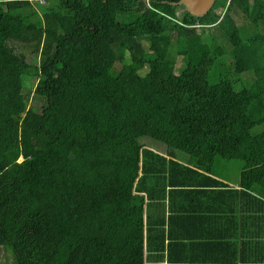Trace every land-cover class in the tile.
I'll return each instance as SVG.
<instances>
[{
  "label": "trees",
  "instance_id": "obj_1",
  "mask_svg": "<svg viewBox=\"0 0 264 264\" xmlns=\"http://www.w3.org/2000/svg\"><path fill=\"white\" fill-rule=\"evenodd\" d=\"M227 1L0 0V264H264V0Z\"/></svg>",
  "mask_w": 264,
  "mask_h": 264
},
{
  "label": "rangeland",
  "instance_id": "obj_2",
  "mask_svg": "<svg viewBox=\"0 0 264 264\" xmlns=\"http://www.w3.org/2000/svg\"><path fill=\"white\" fill-rule=\"evenodd\" d=\"M224 7H225V5L224 6H222V4L221 5H217L216 6V8H215V12L217 13V14H219V15H222V12H223V10H224ZM183 8H180L179 9V14L181 15L182 13H183ZM242 20H240V22H241ZM197 29H199V32L202 30L201 29V27L200 28H197ZM212 30L213 31H215V34L217 33V34H222L223 32L222 31H224L222 28H220V26H214V27H212ZM224 34V33H223ZM252 34V30L249 32V36ZM222 44L224 45L225 44V42L223 41L222 42ZM101 46H106V44H101ZM37 59H39L40 58V56L39 55H37V56H35ZM180 57H178V60H177V64H176V68L178 69L179 68V66H180ZM116 68H118V66H116ZM220 75V74H219ZM218 77V74H216V73H214V71H212V73H211V75H210V77H209V80L210 81H214L216 78ZM27 81H28V78L27 77H24V83H25V85H26V83H27ZM28 84V83H27ZM31 85V84H30ZM29 85V86H30ZM29 91H30V96H29V105H31V106H34V108H40L41 106H42V104L44 103L43 102V100L40 98V97H38V96H36L35 94H33V87H30L29 88ZM145 139V138H144ZM144 139H142V141L144 140ZM145 144H149V145H154L153 147L154 148H156L157 147V149H161V150H163L164 148H163V144H161L160 142H158V141H153L152 143H148V142H146L145 141ZM152 147V146H151ZM159 147V148H158ZM240 165H241V161H239V160H236V159H232V160H230V161H225V166L227 167L226 168V170L225 169H223V170H221V174H223V175H227V176H229L230 178H233V179H236L237 178V176H238V173H239V169H240ZM225 170V171H224ZM0 259H2L3 257L5 258V257H9V252H8V250L6 251V250H3V249H0ZM2 261V260H1ZM1 261H0V263H1Z\"/></svg>",
  "mask_w": 264,
  "mask_h": 264
},
{
  "label": "water",
  "instance_id": "obj_3",
  "mask_svg": "<svg viewBox=\"0 0 264 264\" xmlns=\"http://www.w3.org/2000/svg\"><path fill=\"white\" fill-rule=\"evenodd\" d=\"M215 0H180L188 12L195 16L205 15L214 4ZM229 3V0L226 4Z\"/></svg>",
  "mask_w": 264,
  "mask_h": 264
},
{
  "label": "crops",
  "instance_id": "obj_4",
  "mask_svg": "<svg viewBox=\"0 0 264 264\" xmlns=\"http://www.w3.org/2000/svg\"><path fill=\"white\" fill-rule=\"evenodd\" d=\"M151 149H153V150H155V151H157V152H160V153H162L163 151H164V149L163 150H161L159 147V149H157V147L156 148H154L153 146L154 145H148ZM152 146V147H151ZM226 166H225V161H219L218 163H217V165L215 166V167H213V170H214V173H215V175H216V177H219V178H221V179H224V180H226L227 182H230V180L235 184V183H237V181H236V179H233V178H230L229 176H227V175H223V174H221L220 172H221V170H223V169H225L226 170ZM224 170V171H225Z\"/></svg>",
  "mask_w": 264,
  "mask_h": 264
},
{
  "label": "built area",
  "instance_id": "obj_5",
  "mask_svg": "<svg viewBox=\"0 0 264 264\" xmlns=\"http://www.w3.org/2000/svg\"><path fill=\"white\" fill-rule=\"evenodd\" d=\"M26 1H30V2H33V3H41V4H43V3H45L47 0H26ZM149 1L150 0H145V2L147 3V5L148 6H150V4H149Z\"/></svg>",
  "mask_w": 264,
  "mask_h": 264
},
{
  "label": "clouds",
  "instance_id": "obj_6",
  "mask_svg": "<svg viewBox=\"0 0 264 264\" xmlns=\"http://www.w3.org/2000/svg\"><path fill=\"white\" fill-rule=\"evenodd\" d=\"M229 1H230V0H229ZM226 5H227V4H226ZM225 9H226V7H224V10H225ZM224 10H223V11H224ZM197 27H200V25H197Z\"/></svg>",
  "mask_w": 264,
  "mask_h": 264
}]
</instances>
